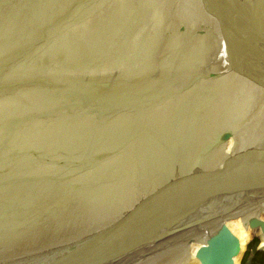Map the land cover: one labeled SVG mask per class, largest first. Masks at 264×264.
<instances>
[{
    "label": "water",
    "instance_id": "obj_1",
    "mask_svg": "<svg viewBox=\"0 0 264 264\" xmlns=\"http://www.w3.org/2000/svg\"><path fill=\"white\" fill-rule=\"evenodd\" d=\"M170 3L168 25L163 0L106 3L114 49L133 62L77 77L102 83L105 111L46 103L7 121L23 110L14 91L35 84L24 61L0 74V264H189L191 246L198 264H235L260 237L242 251L231 223L264 237V0ZM16 4L0 0V57L40 32L10 19ZM81 5L54 34L94 4ZM83 36L58 33L50 51L68 64L91 47ZM140 58L141 72L125 71Z\"/></svg>",
    "mask_w": 264,
    "mask_h": 264
},
{
    "label": "rangeland",
    "instance_id": "obj_2",
    "mask_svg": "<svg viewBox=\"0 0 264 264\" xmlns=\"http://www.w3.org/2000/svg\"><path fill=\"white\" fill-rule=\"evenodd\" d=\"M109 1L111 0H16L17 15L10 19L15 20L16 24L19 23L20 26L26 23L27 26L30 24L32 31L35 29V33L37 31L40 32L35 36L23 37L19 41L17 47L10 49L0 57V63L2 65L0 71L1 75L10 72H15V75L21 74L10 66H18L24 61L23 66L25 68L17 70H23L24 72L22 73L31 75L30 78L35 84L29 91H26L25 87H18V89L14 91L17 94V98L21 99L19 101L23 105V110L19 113H17V111L12 112L11 110L6 111L3 115L5 120L15 122L33 118L47 111L49 107L46 103L54 107V112L71 110L81 104H83L86 110L88 108L100 107L101 111H105L107 107L104 106L109 101V92L100 89L105 88L102 83L95 80L91 83L88 81L78 83L79 79L77 77L83 78L79 72L91 67V69L95 68L94 79L103 81L119 73L122 60L127 64L132 61L131 51L127 49V46L121 49L123 46L121 41L118 43L117 50L114 49L113 39L108 31L109 25L104 19V15L110 9L109 5L106 4ZM163 1L166 4L165 13L168 18H166L165 24H167L172 10L170 2H173V0ZM41 4L42 11L39 10ZM85 4V7L90 4L94 5L83 13L81 20L79 22L77 21L78 23L73 22L74 17H71L65 21L54 34L56 26L59 22L65 20L68 13L76 14V6L81 5L83 7ZM165 4H163V6ZM100 24L102 25L101 27L94 28V26ZM48 27L51 29V32H48ZM15 28H17L16 25H11L6 31L11 33ZM72 31L84 34L83 41L87 44L88 38L93 41L91 47H85L84 51L79 55L74 53L69 54L66 57L69 63L63 64L62 61L64 59L62 56L56 54L57 52L50 51L51 43L54 39H57L58 33L65 36ZM36 48H39V53L34 55L33 50L35 51ZM8 58L11 59L6 63V66L5 60ZM37 59L39 61L38 63ZM40 61L45 64V68H38V66L41 65ZM113 63L118 64L114 65ZM93 66L95 67L93 68ZM143 68V61L140 58L138 64L126 68L127 70L125 71L134 74L141 72ZM37 73V77H32ZM121 74L122 72H120L118 76ZM68 78H73V82L66 85L65 80ZM60 81H63V86H61ZM111 83L114 84L115 82ZM106 84L109 88L112 87L109 85L110 83ZM50 114L53 115V112L51 111ZM249 242L250 241L246 242V245ZM260 244V239L255 236L246 246L240 264H264V252L257 250ZM256 253L260 254V256H256Z\"/></svg>",
    "mask_w": 264,
    "mask_h": 264
},
{
    "label": "bare ground",
    "instance_id": "obj_3",
    "mask_svg": "<svg viewBox=\"0 0 264 264\" xmlns=\"http://www.w3.org/2000/svg\"><path fill=\"white\" fill-rule=\"evenodd\" d=\"M230 146V144H229ZM229 151V149L227 150ZM260 217L264 220V212L260 215ZM230 230L239 238L241 246H242V251L244 250L245 246H246V242L250 241L253 236L256 234L260 237L261 240V245L264 246V237L260 234L259 231H250L249 229H245L242 227L240 222H235V223H231L229 225ZM196 249V246H191L188 249L187 255H183V257L181 258V260L183 261H187L189 264H198L195 260H194V251ZM241 256H239L236 259V263L235 264H239Z\"/></svg>",
    "mask_w": 264,
    "mask_h": 264
},
{
    "label": "trees",
    "instance_id": "obj_4",
    "mask_svg": "<svg viewBox=\"0 0 264 264\" xmlns=\"http://www.w3.org/2000/svg\"><path fill=\"white\" fill-rule=\"evenodd\" d=\"M256 256H260V254H257V253H256Z\"/></svg>",
    "mask_w": 264,
    "mask_h": 264
}]
</instances>
